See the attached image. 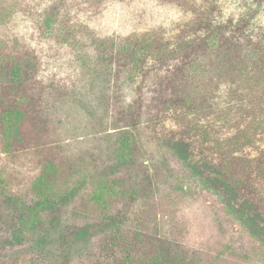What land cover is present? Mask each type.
<instances>
[{"label": "rangeland", "instance_id": "obj_1", "mask_svg": "<svg viewBox=\"0 0 264 264\" xmlns=\"http://www.w3.org/2000/svg\"><path fill=\"white\" fill-rule=\"evenodd\" d=\"M0 264H264V0H0Z\"/></svg>", "mask_w": 264, "mask_h": 264}, {"label": "trees", "instance_id": "obj_2", "mask_svg": "<svg viewBox=\"0 0 264 264\" xmlns=\"http://www.w3.org/2000/svg\"><path fill=\"white\" fill-rule=\"evenodd\" d=\"M177 145H178V146H179V145L183 146L184 143H183L182 141H180L179 143H177ZM174 146H175V145H174ZM175 149L177 150V148H175ZM178 153H180V154H179L180 156L187 155L186 152H185V153H181L179 150H178ZM219 178H222V175H220ZM252 234H254V235L256 236V235L259 234V233H257V232H253V231H252Z\"/></svg>", "mask_w": 264, "mask_h": 264}]
</instances>
